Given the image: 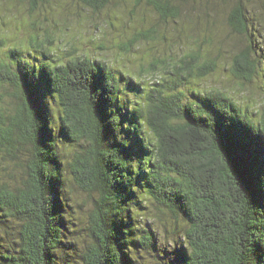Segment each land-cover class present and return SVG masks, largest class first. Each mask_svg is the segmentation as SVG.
Segmentation results:
<instances>
[{
    "label": "trees",
    "instance_id": "obj_1",
    "mask_svg": "<svg viewBox=\"0 0 264 264\" xmlns=\"http://www.w3.org/2000/svg\"><path fill=\"white\" fill-rule=\"evenodd\" d=\"M22 1L30 14L48 3ZM77 1L94 12L111 2ZM136 1L188 32L214 11L213 0ZM219 1L230 7L223 22L248 41L233 75L251 83L264 73V48L250 34L264 0ZM7 43L0 39V264H264V113L243 111L222 90L190 99L177 90L215 72L213 59L187 54L172 84L127 77L123 90L105 63L64 61L49 38H32L30 50L2 51ZM127 91L138 99L125 100Z\"/></svg>",
    "mask_w": 264,
    "mask_h": 264
},
{
    "label": "rangeland",
    "instance_id": "obj_2",
    "mask_svg": "<svg viewBox=\"0 0 264 264\" xmlns=\"http://www.w3.org/2000/svg\"><path fill=\"white\" fill-rule=\"evenodd\" d=\"M26 5L22 0H0V39L8 42L2 51L11 47L30 50L32 38L37 37L42 43L49 38L53 44L45 43L46 47L64 61L75 57L105 63L121 78L123 90L126 86L122 82H126L127 77H132L134 82L141 80L144 86L152 87L162 80L172 84L171 80L177 79L173 66L185 55L200 51L202 56L216 62L215 72L204 79L185 81L178 91L190 99L193 92L222 90L243 111L254 113L256 117L264 113V73L259 72L251 83L245 84L233 75L235 55L248 41L231 32L223 22L230 10L227 3L213 0L214 11L208 23L205 17L197 19L196 29L190 32L170 19H161L146 2L136 0H111L97 12L77 0H48L32 14ZM256 6L252 8L250 34L258 46L264 48V17H260L263 9ZM152 30L156 31L155 37L154 34L143 36ZM134 38L137 40L127 50L124 46ZM209 39L211 44H207ZM155 60L165 63L152 72L149 66ZM262 62L264 65V60ZM123 94L128 101L139 97L135 92ZM66 151L72 150L66 148ZM82 197L80 192V199ZM79 216V211L73 207L70 217Z\"/></svg>",
    "mask_w": 264,
    "mask_h": 264
},
{
    "label": "bare ground",
    "instance_id": "obj_3",
    "mask_svg": "<svg viewBox=\"0 0 264 264\" xmlns=\"http://www.w3.org/2000/svg\"><path fill=\"white\" fill-rule=\"evenodd\" d=\"M154 60V59H153ZM162 81H164V80H162ZM114 90V89H113ZM256 109V108H255Z\"/></svg>",
    "mask_w": 264,
    "mask_h": 264
}]
</instances>
